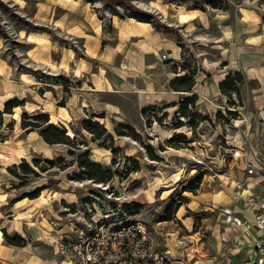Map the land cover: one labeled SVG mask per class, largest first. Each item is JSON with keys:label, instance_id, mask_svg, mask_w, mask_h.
Returning <instances> with one entry per match:
<instances>
[{"label": "rangeland", "instance_id": "rangeland-1", "mask_svg": "<svg viewBox=\"0 0 264 264\" xmlns=\"http://www.w3.org/2000/svg\"><path fill=\"white\" fill-rule=\"evenodd\" d=\"M70 1L64 0V7L52 5L49 0H24L21 7L9 6L13 0L8 4L0 0V56L9 66V81L16 84L14 95L7 100L13 103L8 114L29 102L40 109L52 102L59 116L58 110L68 109L71 97H78L76 107L68 109L71 121L48 123L53 113L47 111L21 114L20 127L28 128V132L22 131L17 139L26 140L29 132L39 129L43 141H34L28 148L35 168L24 157L19 165L8 167L15 179L3 177L0 189L18 195L9 199L6 208L25 199L39 201L47 199L46 194L62 195L67 191L74 193L77 201L69 205L66 200H54L51 210L49 205L42 212L38 209L39 215L33 221L38 222L42 213L43 221L46 218L54 226L42 241H35V232H27L23 224L21 230L26 231L27 238L19 231L9 234L7 229H0L5 244L0 250V257L5 259L0 264H12L7 259L15 255L12 249L28 243L38 249L40 259L62 261L55 242L60 234L70 232L63 229H70L68 217H74V213L86 221L91 216L107 218L115 225L136 220L153 232L159 250L167 245L172 253H182L174 255L182 264H228L230 244L221 240L226 233L221 222L223 209L212 206L216 202L210 203L208 197L214 199L220 194L240 205L244 189L264 195V178L248 174L252 168H264V43H246L256 33L251 32L250 22L241 23L235 0H160L154 12L137 9L130 0H79L75 10L76 0ZM97 3L103 8L85 11L86 6ZM181 8L185 18L178 14ZM189 13L200 15L188 19ZM125 26L129 28L127 35L121 32ZM97 28L99 40L94 39ZM21 32L32 41H21ZM162 44L167 51L160 50ZM174 49L178 50L177 57ZM105 55L108 60L94 58ZM23 60L41 67H28L21 63ZM65 61L73 70L83 62L90 71L76 78L63 71L51 75V69L43 70L49 62L59 66ZM100 68L105 70V79L94 82L91 76H99ZM22 75L37 83L23 85ZM85 82L90 88L104 87L105 91L82 92ZM147 82L153 86V90L147 87L148 92ZM21 86L34 90L44 103L35 101L31 91H24L25 97L20 99L16 93ZM108 86L113 92L107 91ZM45 93H51V100ZM85 101L88 107L81 109L82 114L76 112ZM106 104L119 113L110 112ZM3 115L0 113V126L4 124ZM30 120L36 123L29 124ZM15 124H7V134L0 132V145L11 138ZM43 124L47 126L41 127ZM154 124L159 131L150 135ZM69 131L74 135L69 136ZM165 133L170 135H164L155 145L151 143ZM234 137H238L240 147L234 146ZM207 143L214 146V151L200 158L203 164L165 154L168 148L207 152ZM51 148L57 149L59 156H45L44 151ZM5 150L12 152L11 147ZM236 151L246 156L234 161L232 154ZM96 152L100 154L98 161L93 159ZM67 168L72 171L60 179L55 178L59 172L51 171L64 172ZM178 172L179 180L170 179ZM42 173H48L46 182L32 187L36 180L45 179ZM158 179L166 183L153 186ZM65 181L92 183L83 188L61 187ZM149 190L152 200L146 194ZM196 197L200 199L194 201ZM194 202L196 208L185 209L184 216L178 218L180 210ZM61 207L66 212L61 213ZM182 220L192 221L191 230ZM76 226L81 227V223ZM49 237L54 243H48ZM177 241L183 243L177 246Z\"/></svg>", "mask_w": 264, "mask_h": 264}, {"label": "clouds", "instance_id": "clouds-1", "mask_svg": "<svg viewBox=\"0 0 264 264\" xmlns=\"http://www.w3.org/2000/svg\"><path fill=\"white\" fill-rule=\"evenodd\" d=\"M131 5L137 9L146 11V12H154L157 10L158 5L160 4V0H149L148 3L141 2V0H130ZM4 3L8 4L9 0H4ZM49 3L52 5L55 4H60L61 6L67 7V4L64 3V0H49ZM16 4H19L21 7L24 6V0H13L12 4L9 6H14ZM79 6V0H76V3L73 5V10H75L76 7ZM103 8V5L100 3H97L93 6H86L85 11H90V8ZM235 9L236 12L239 13L241 23H246L250 22L249 25H251V32L256 33L255 35H252L249 39L246 40V43L250 45H260L261 43H264V2L262 0H235ZM164 9L161 8V11ZM118 11L123 12L124 9L119 8ZM106 16H111L110 13H105ZM200 13H189L187 14L188 19H194L197 16H199ZM113 20H117L116 17H111ZM176 19V18H173ZM48 23L51 24L52 21L48 20ZM131 23L135 24V21H132ZM147 27V26H143ZM98 35L94 38L96 40L100 39L99 35V28L96 29ZM18 38L27 43L29 42L27 39H25V33L21 32L18 34ZM30 39V38H29ZM199 39V37H197ZM3 48V44L0 43V49ZM6 51V49H5ZM18 56L23 55L20 52L16 53ZM28 55H31L30 53ZM94 58L100 59V60H108L109 57L108 55L105 56H95ZM3 61H0V64H2ZM21 63L26 64L28 67H34V68H40V64H29L28 60H23ZM51 69V75H58L61 71H63L66 74H72L76 78H81L82 75L86 72L90 71V68L88 65H86L83 62H80L79 65L75 68V70L70 69L68 66L67 61L61 63L59 66L53 65L51 62L48 63L47 67H44L43 70L45 72H48V70ZM106 73L103 68L99 69V76H97L95 73L92 74L91 79L95 82L97 78L105 79ZM20 80L23 82V85H28V84H36V80L30 79L28 76L22 75L20 77ZM39 86V85H38ZM24 91H31L32 93V98L39 102V103H44L43 100H41V97L35 93L34 90H29V89H23L21 86V91L18 94L20 97H23ZM82 92L86 93H95V92H104L105 88H90L88 83L85 82L83 85V88L80 89ZM108 92H113L112 87H107ZM5 95H0V113H3V120L4 124L3 126H0V132H3L5 134L8 133V128L7 124L10 121H16V124L14 126L13 133L11 135L10 139L5 140L3 145H0V182L2 181L3 177H8L9 179H15L14 177L10 176L8 173L7 169L10 165L17 164L19 165L20 163V158L24 157L25 159L28 160L29 165H31L33 168H35V165L32 164L31 157L28 156V148L32 146V143L34 141H40L42 142V138L38 135L39 129L36 131L29 132L27 139L26 140H18L17 137L21 134V132H28V128L21 129V114L23 112H27L29 114L35 113L38 110L39 111H47L53 113L51 119L49 120L48 123L55 124L58 120H63V121H71L72 116H69L67 113H69L68 109H72L76 107V102L78 97L73 95L69 101V108L66 110H61L59 109V116L55 115V109H54V103L49 102L46 104V106L43 109H40L37 107V104L34 103H27L23 107H15L12 110L11 114L4 113V101L8 100L10 97L14 95L12 91H6ZM45 96L51 100V93H45ZM88 107L87 102H83L80 106V108L76 109V112H79L82 114L81 109ZM106 107H111V104H106ZM75 114V113H74ZM36 121L30 120L29 124H35ZM46 124L41 125V127H46ZM65 127H67V124H65ZM153 132L150 133V135H155L156 131H159V129L156 127V125H153ZM69 136L74 135L71 131L68 132ZM164 135H170V133H165L162 134L161 136L157 137L156 140H152V144H156L158 140H162ZM11 147L12 152H8L5 149ZM208 151H197L196 153L187 151V150H175L172 148L167 149V153L165 154H170V155H176L180 157H187L190 161H194L195 163L198 164H203L204 161L200 159L201 157H206L208 156L209 152L214 151V146L211 143H207ZM243 147V145H241ZM39 150V149H38ZM44 155L51 158V151H44ZM234 161L239 160L242 157L246 156V153L242 151H236L233 154ZM152 161H149L151 163ZM224 161H221L223 163ZM36 171L39 172V169L36 168ZM54 172H59V176L55 177L56 179H60L65 176V172H70L72 171V168H67L64 172H60L59 169H54L51 170ZM180 172H183V169H180ZM180 172H178L176 175L170 177L173 181L179 180L180 179ZM45 179L42 180H36L32 187H35L36 185L40 183H45L46 179L48 177V173H42L41 174ZM211 179H216V177H212ZM219 179H223V177H220ZM91 181H84L83 183H73L71 181H65L61 185V187L67 188V187H76V188H83L86 184H91ZM166 183L165 180L163 179H158L154 182V185ZM96 186V185H93ZM238 186V185H237ZM23 191V189H22ZM149 196V199H151V191L149 190L148 193H146ZM18 193L16 191L12 192H4L2 189H0V209H5V211H0V229H7L9 234L13 233V230L19 231L21 236L26 237V231L27 232H35V235L33 239L35 241H42L45 239V235L49 232L52 231V228L54 226H51L43 220L39 222H34L33 217H35L38 214V209L41 208L42 206L45 205H51L52 201H59L61 199V194H46L47 199L41 198L39 201H31L28 199H25L15 205H12L10 209H7L6 206L9 204V199L14 198L17 196ZM165 196L168 195V193L164 194ZM220 194H217V199ZM69 200H75V196H67ZM209 199H212V197H208ZM200 197L194 198L195 200H199ZM196 203H192L189 205H185L184 208L180 210V214L178 218H182L185 213V209L187 208H196ZM50 210V209H49ZM11 216V218H9ZM69 220L75 219L79 220L84 224H87V221L83 220V217L80 215L77 216H70L68 217ZM184 225L191 230V225L192 221L191 220H182ZM24 225L26 227V231L21 230V225ZM89 227H91L89 225ZM63 230H70L68 228H65ZM44 233V234H42ZM178 234V232H177ZM27 238V237H26ZM48 243H54V240L49 237L47 240ZM183 241H177V246L182 244ZM5 247L4 244V234L3 231H0V250H3ZM12 251L15 253V255H12L10 257H7L12 264H56V261L53 259L51 261L48 260H42L39 258V255H37L38 249H33L32 243H28L27 246L23 248H18V249H12ZM118 252V249H117ZM104 253L103 251L96 252L94 254L90 255H85L81 257V260L84 262V264H87V262L90 260L92 264H99V257L103 256ZM123 253H119L116 255L109 254L107 257L104 259V264H110L111 261L121 259ZM134 256L137 255H145V253H133ZM173 255H182V253H173ZM4 257H0V260H4ZM63 264H72V259L69 256V258L63 262Z\"/></svg>", "mask_w": 264, "mask_h": 264}, {"label": "built area", "instance_id": "built-area-1", "mask_svg": "<svg viewBox=\"0 0 264 264\" xmlns=\"http://www.w3.org/2000/svg\"><path fill=\"white\" fill-rule=\"evenodd\" d=\"M248 174L264 178V168H252L248 170ZM246 207L254 211L252 227L258 236L253 239L252 247L245 255L244 264H264V199L252 195L246 200ZM74 215L77 216V213ZM106 219H95L91 216L87 224L70 220V232L60 234L55 242L57 253L63 260L70 256L72 264H84L82 256L100 251H103L104 255L99 257V264H104V259L109 254L116 255L118 252L124 255L110 264H182L181 261L175 260L167 245L163 250L158 249L153 232L142 223L127 220L121 225H115ZM79 222L81 227L77 228L76 224ZM164 241L166 242V239ZM134 252L145 255L134 256ZM87 264L92 262L89 260Z\"/></svg>", "mask_w": 264, "mask_h": 264}, {"label": "crops", "instance_id": "crops-1", "mask_svg": "<svg viewBox=\"0 0 264 264\" xmlns=\"http://www.w3.org/2000/svg\"><path fill=\"white\" fill-rule=\"evenodd\" d=\"M70 2H75V1L72 0ZM147 27H149V25ZM128 30H129L128 26H125L124 28L121 29V32L124 35H127L126 31ZM30 35L34 36L32 33ZM28 40H30L29 37H28ZM163 47L164 46L162 44V46L160 47V50H166L165 47L164 48ZM0 52H1V49H0ZM0 61H3L1 56H0ZM81 61H83V59H81ZM74 62L76 64L77 60L74 59ZM8 74H9V66L3 61V63L0 64V95H5L6 91H12V92L14 91L13 85H16V84L9 81L10 79H9ZM149 85H152L151 82L146 83V91ZM9 87H11V89H9ZM24 97L25 95L23 96V98ZM20 99H22V97ZM172 99H175V98H172ZM244 191L245 189L243 190L241 194L242 201L240 205L234 204L232 200H229L227 198H222V197H218V199L217 198L209 199L210 203H214L213 201L216 202V204H212V206L223 209L221 216H224V219H222L221 222L223 223V227L225 228V230L227 229L226 227L230 228L229 230H226V233L225 232L223 233L224 238H221V240L230 244V246H228V249H227L229 254H228V257L226 258L228 264H244L245 255L251 249L252 241L258 236L257 231L252 227L254 211L246 207V200L252 195L258 196L260 199H264V195H257L256 193L251 192L249 190H247V192H244ZM48 208L51 210L52 206L50 205L48 206ZM43 210H45L44 206L41 207L40 211L42 212ZM39 218H40L39 221L43 220L42 213L40 214ZM48 222L50 223V221ZM247 225L248 227H246ZM232 245H234L235 247H232ZM63 262L64 260L62 259V261L56 264H63Z\"/></svg>", "mask_w": 264, "mask_h": 264}, {"label": "bare ground", "instance_id": "bare-ground-1", "mask_svg": "<svg viewBox=\"0 0 264 264\" xmlns=\"http://www.w3.org/2000/svg\"><path fill=\"white\" fill-rule=\"evenodd\" d=\"M179 16L181 17V18H185V11L184 10H182V8L179 10ZM69 53L71 54L72 52L71 51H69ZM68 53V54H69ZM174 56H178V50H176V49H174V54H173ZM149 90H153V88L151 87V86H149ZM7 100H5L4 102H6ZM109 111L111 112H114V113H117L119 110L118 109H116V108H114V107H110V109H109ZM119 113V112H118ZM237 123V122H236ZM235 138V137H234ZM236 140L233 142L234 143V146L235 147H240V143H239V140H238V137L237 138H235ZM232 142V141H231ZM41 145H46L45 143L43 144V143H41ZM41 145H40V147H41ZM39 146V145H38ZM43 146V147H44ZM48 147V146H47ZM36 149V148H35ZM47 149V148H46ZM49 149H50V147H49ZM49 149H47V150H49ZM52 149V148H51ZM38 150V149H37ZM51 152H55V153H52V154H56L57 156H59V151L57 150V149H55V151H54V149H52L51 150ZM99 158H100V154L99 153H94L93 154V159L95 160V161H98L99 160ZM64 189V188H63ZM68 189H66V191H67ZM155 190V189H154ZM63 191H65V190H63ZM145 192V191H144ZM153 195V194H152ZM62 197H61V200H66L67 201V203L69 204V205H72V204H74V203H76V201H77V197H76V195L74 194V193H72L71 191H67V192H65V193H62V195H61ZM67 196H75L76 197V199L75 200H69L68 198H67ZM152 200V199H151ZM60 212H66V210H64L63 208H61V211ZM39 215V214H38ZM39 218V217H38ZM39 220V219H38ZM239 221V220H238ZM39 222V221H38ZM43 222H45V223H47V224H49V222L47 221V220H45L44 219V221ZM239 223V222H238ZM50 225V224H49ZM229 228V227H228ZM230 229V228H229ZM226 230H228V229H226Z\"/></svg>", "mask_w": 264, "mask_h": 264}, {"label": "trees", "instance_id": "trees-1", "mask_svg": "<svg viewBox=\"0 0 264 264\" xmlns=\"http://www.w3.org/2000/svg\"><path fill=\"white\" fill-rule=\"evenodd\" d=\"M127 17H130L132 18V16L128 15ZM138 21L140 22H145V23H150L149 20L145 19V18H138L137 19ZM13 106V103L12 101H7L5 104H4V112L8 113V111L12 108ZM35 118V117H34ZM52 128V127H51ZM132 212V211H131Z\"/></svg>", "mask_w": 264, "mask_h": 264}]
</instances>
